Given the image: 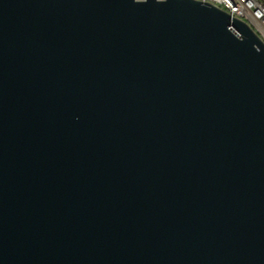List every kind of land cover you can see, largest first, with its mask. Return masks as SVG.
<instances>
[{"label":"water","instance_id":"95a60500","mask_svg":"<svg viewBox=\"0 0 264 264\" xmlns=\"http://www.w3.org/2000/svg\"><path fill=\"white\" fill-rule=\"evenodd\" d=\"M0 264H264V42L196 0H0Z\"/></svg>","mask_w":264,"mask_h":264},{"label":"built area","instance_id":"2783aa9c","mask_svg":"<svg viewBox=\"0 0 264 264\" xmlns=\"http://www.w3.org/2000/svg\"><path fill=\"white\" fill-rule=\"evenodd\" d=\"M196 1L210 4L229 16L245 22L264 42V8L253 3V0H230L229 4L226 5H219V0Z\"/></svg>","mask_w":264,"mask_h":264},{"label":"bare ground","instance_id":"6f19581e","mask_svg":"<svg viewBox=\"0 0 264 264\" xmlns=\"http://www.w3.org/2000/svg\"><path fill=\"white\" fill-rule=\"evenodd\" d=\"M230 0H219V5L229 4ZM253 3L258 4L262 8H264V0H253Z\"/></svg>","mask_w":264,"mask_h":264}]
</instances>
